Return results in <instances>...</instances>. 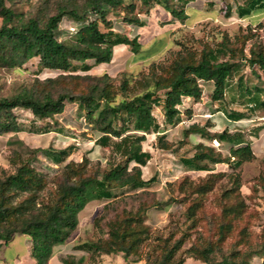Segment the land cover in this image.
Here are the masks:
<instances>
[{"label": "trees", "instance_id": "1", "mask_svg": "<svg viewBox=\"0 0 264 264\" xmlns=\"http://www.w3.org/2000/svg\"><path fill=\"white\" fill-rule=\"evenodd\" d=\"M18 1L21 0H0V69H22L29 61L38 58L41 71L62 74L43 83L38 81L35 86L16 95L0 96V136L22 131L15 114L17 109L29 110L39 120L53 119L64 113L67 102H73L84 110L89 126L100 133L97 145L112 148L122 161L107 162L103 169L100 166L92 169L88 158L80 163L70 162L53 179L55 189L47 194V177L33 165L37 149L31 151L26 159L18 157L11 160L15 170H4L0 176V254L17 235L26 236L30 239L33 263L49 264L56 248L65 245L78 228L80 215L90 203L113 200L117 189L138 191L148 188L153 180L143 179V167L152 158L151 153L143 150L146 136L162 133L159 138L161 149H173L174 144L165 140V128L182 123L184 114L191 117V110H182L184 101L190 99L193 103H200L204 84L214 85L211 103H224L229 95L232 101L243 102L252 115L264 113V45L255 43L246 53L247 42L254 38L252 28H247L248 33L239 51L230 40H223L213 47H203L200 53L179 54L168 67L150 68V73L143 74L140 80L127 78L116 86L108 74H73L79 70L91 71L93 68L87 61L92 60L95 65L110 64L117 46H127L133 53H140L138 38L119 35L107 19L111 12L121 11L125 14V24L142 27L141 18L131 16L137 7L134 3L125 5L123 0H84L80 5L77 0H69L53 14L42 18L37 14L16 13L8 6ZM140 1L145 6L159 5L179 19L185 12L176 9V2L183 1L187 6L194 3L193 0ZM222 1L226 7V19L236 15L240 20H247L264 10V0H243V4L239 0ZM65 17L81 25L73 38L67 41L60 40L57 35ZM75 63L82 67L75 68ZM243 68L249 69L257 84L250 86L247 78L240 75ZM80 86L83 89L76 93L75 89ZM157 109L162 112L163 123L155 116ZM220 111L218 108L213 114ZM227 118L231 122H240L248 119L249 115L232 111ZM213 126L209 120L206 126L193 124L183 132L185 139L199 135L208 142L230 145V156L224 157L212 146L199 143L194 147L192 157L183 160L192 172L208 174L209 190L219 178V175L211 173L213 166L228 164L239 169L256 158L251 143L242 134L232 135L228 131L212 133L210 128ZM69 156L68 149L57 152L54 159L61 164ZM239 179L237 175L235 184ZM231 194L235 195V190L225 195L230 199ZM158 206V203L141 206L137 212L117 218L110 224L108 239L83 243L75 249L91 255L110 256L118 252L126 258L139 255L149 239L146 214ZM242 209L240 204L224 206L223 213L227 219L231 216L238 218ZM231 229L230 222L220 225L219 242L226 240ZM166 241L161 245L159 256L153 260L151 255L148 256L149 263L184 264V260L178 258L185 243L184 236L172 245ZM217 250V246L210 244L202 250L192 247L189 251L204 264H252L250 260L258 255V252L251 251L236 252L218 261L213 259ZM62 263L83 264V261L68 256Z\"/></svg>", "mask_w": 264, "mask_h": 264}, {"label": "rangeland", "instance_id": "2", "mask_svg": "<svg viewBox=\"0 0 264 264\" xmlns=\"http://www.w3.org/2000/svg\"><path fill=\"white\" fill-rule=\"evenodd\" d=\"M68 1L21 0L8 6L16 13L37 14L45 18ZM77 1L80 5L84 3V0ZM123 2L125 5L134 3L137 6L131 16L140 17L143 26L137 28L125 24V14L121 11L111 12L107 19L112 22L115 32L119 35L138 38L140 53H133L127 46H117L110 64L95 65L94 61H87L93 69L89 72L79 70L73 75L108 74L114 84L119 86L127 78L131 81L140 80L143 74L150 73V68L168 67L179 54L185 55L190 51L200 53L203 47H213L223 40H230L239 51L248 33L247 28H252L254 38L247 42L246 53L255 43L264 45V20L261 24L251 23L249 20H240L236 15L226 19V7L222 0H193L194 3L190 6L183 1L176 2V9L185 12L182 14V20L172 17L159 5L145 6L140 0ZM239 2L243 3V0ZM80 26L65 17L57 35L60 40H71ZM102 30H105L103 26ZM74 66L82 67L78 63ZM61 74L58 71H41L38 58L29 61L22 69H0V96L16 95L25 88L35 86L38 81L43 83L47 79H56ZM240 75L247 78L250 86L257 84L249 69L243 68ZM81 89L82 86L76 88L75 92ZM213 89L212 83L204 84L203 100L200 103L187 100L182 109L191 110V117L184 114L182 123L165 128V140L174 144L173 149H161L159 138L162 133L148 135V139L143 143L144 150L152 154L147 166L143 167V179L153 180L148 188L138 191L130 188L117 189L114 191L116 198L113 200L104 199L90 203L80 215L78 228L65 245L56 248L53 257L57 256L61 264L68 256L74 257L76 261L82 260L83 264H150L148 256L151 255V260L159 256L161 245L166 240L172 245L184 236L185 243L178 253V258L183 259L184 264H204L189 250L192 247L202 250L210 244L218 248L213 255V259L218 261L236 252L249 251L258 252L250 263L264 258V132L260 134L261 129L256 127L264 124V113L252 115L243 102L232 101L229 95L224 103H211ZM218 108L222 111L213 114ZM232 111L246 112L249 118L231 122L227 115ZM15 114L22 131L0 136V176L4 170H15L11 160L18 157L26 159L30 157L31 151L37 149L33 165L47 177L48 194L55 189L53 179L70 162L80 163L88 158L91 160L92 169L98 166L103 169L107 162L122 161V157L115 155L112 148H101L97 145L96 141L101 135L89 126L87 120L85 121V112L76 103L67 102L64 113L53 119L39 120L31 111L23 109L15 110ZM155 116L163 123L159 109L155 110ZM209 120L214 125L210 128L212 133L228 131L232 135L242 134L251 143L256 156L255 160L243 164L239 169L233 168L232 165L229 167L228 164L213 166L211 173L219 175V178L211 190L207 173L192 172L183 164L184 159L192 157L194 147L199 142L212 146L224 157L230 156L228 144L208 142L198 135L185 139L183 132L191 125L206 126ZM68 149V159L57 164L54 155ZM237 175L240 179L235 184ZM231 190H235V195L231 194L229 199L225 194ZM153 203H158L159 206L151 208L146 214L145 224L149 227V239L139 255L129 258L120 252L110 256L91 255L75 249L83 243L108 239L109 227L114 220ZM238 204L243 207L242 214L238 218H225L224 206L235 207ZM227 222L232 225L231 232L224 242H219V227ZM15 238L16 243L11 245L10 242L0 254V264H17L13 261L15 254L23 255L26 264H34L30 257V239L21 235Z\"/></svg>", "mask_w": 264, "mask_h": 264}, {"label": "crops", "instance_id": "3", "mask_svg": "<svg viewBox=\"0 0 264 264\" xmlns=\"http://www.w3.org/2000/svg\"><path fill=\"white\" fill-rule=\"evenodd\" d=\"M244 3V2H243ZM243 3H240V4H243ZM247 20H249L251 23H256V22H259V23H261L263 20H264V10H261V11H259V12H257V14H255V15H253L251 18H249V19H247ZM187 100H190V99H185V101H184V105H185V102L187 101ZM191 102H192V100H190ZM193 103V102H192ZM234 123H236V122H234ZM256 127H258V128H260L261 130L259 131L260 132V134L262 133V132H264V124H262V125H259V126H256ZM191 136H193V135H191ZM199 136V135H198ZM146 137H148V135L146 136ZM200 137V136H199ZM201 138V137H200ZM148 139V138H147ZM146 139V140H147ZM202 139V138H201ZM253 139V138H252ZM203 140V139H202ZM146 142V141H145ZM199 143H204V142H199ZM198 143V144H199ZM205 144V143H204ZM143 150H144V148H143ZM145 152H149L148 150H144ZM150 153V152H149ZM152 155V154H151ZM147 166V165H146ZM145 166V167H146ZM146 181V180H145ZM16 241H17V238H15V240L13 241V242H11V245H14L15 243H16ZM16 248H18V246L16 247ZM18 249H16V251H17ZM16 255V257L13 259V261H14V263H23V264H26L27 263V261H26V259H24V258H22V256L23 255H17V254H15ZM22 261V262H21ZM263 263V258L262 259H260V258H258L257 260H255V261H253L252 262V264H262ZM35 264V263H34ZM49 264H61V262H60V260H59V258L56 256V257H53L51 260H50V262H49Z\"/></svg>", "mask_w": 264, "mask_h": 264}]
</instances>
